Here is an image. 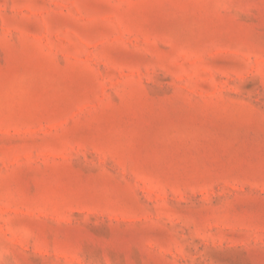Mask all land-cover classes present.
Segmentation results:
<instances>
[{
	"label": "rangeland",
	"instance_id": "obj_1",
	"mask_svg": "<svg viewBox=\"0 0 264 264\" xmlns=\"http://www.w3.org/2000/svg\"><path fill=\"white\" fill-rule=\"evenodd\" d=\"M0 264H264V0H0Z\"/></svg>",
	"mask_w": 264,
	"mask_h": 264
}]
</instances>
